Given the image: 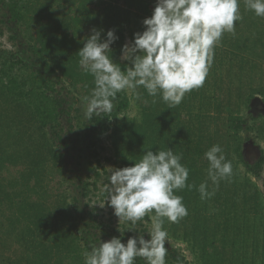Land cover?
I'll list each match as a JSON object with an SVG mask.
<instances>
[{
	"label": "trees",
	"instance_id": "trees-1",
	"mask_svg": "<svg viewBox=\"0 0 264 264\" xmlns=\"http://www.w3.org/2000/svg\"><path fill=\"white\" fill-rule=\"evenodd\" d=\"M138 7L137 0H0V40L6 33L16 48L0 49V264H85L84 253L99 242L150 239L154 212L135 225L122 221L110 234L90 203L97 199L111 208L99 187L109 183L103 161L113 157L120 169L147 150L167 149L182 155L194 187L174 191L188 215L178 223L165 218L163 225L167 239L184 244L193 260L166 241V264H264V150L257 142L264 143V121L252 112L258 103L264 106V87L254 85L264 66V18L240 0L243 19L215 46L203 86L179 105L140 87L139 98L131 90L119 92L110 113L83 118L95 83L78 51L93 29L102 30L101 39L112 30L118 39L110 45L111 58L122 69L130 66L121 50L126 36L132 42L144 30ZM131 105L135 117L125 115ZM103 136L111 157L103 156ZM250 142L258 145L249 161L244 148ZM213 145L231 161L232 175L201 200L204 153ZM68 159L75 160L73 177L66 176V170L74 172L66 169ZM67 195L71 223L64 214ZM30 212L36 217L27 219ZM135 264L146 260L137 257Z\"/></svg>",
	"mask_w": 264,
	"mask_h": 264
},
{
	"label": "clouds",
	"instance_id": "clouds-1",
	"mask_svg": "<svg viewBox=\"0 0 264 264\" xmlns=\"http://www.w3.org/2000/svg\"><path fill=\"white\" fill-rule=\"evenodd\" d=\"M244 3L247 10L264 18V0ZM242 19L240 0H156L151 16L142 21L144 30L134 33L133 41L122 47L121 60L130 65L123 69L111 58L110 45L118 37L109 30L101 39L102 30L93 29L78 51L80 66L95 83L91 97L85 98V116L110 113L117 93L125 90L139 98L136 89L140 87L149 96L160 95L170 106L179 105L186 93L203 86L215 46L225 33L234 34ZM204 159L208 162L207 179L197 189L201 200L214 196L219 182L232 175L231 161L220 145L207 150ZM181 160L182 155L172 149L147 150L133 166L111 169L103 189L108 205L119 221L132 225L154 212L150 239L138 235L126 244L119 237L99 242L84 253L85 264H135L137 257L144 258L146 264H166L164 220L178 223L188 215L183 197L174 191L194 187L187 183L189 169Z\"/></svg>",
	"mask_w": 264,
	"mask_h": 264
},
{
	"label": "rangeland",
	"instance_id": "rangeland-1",
	"mask_svg": "<svg viewBox=\"0 0 264 264\" xmlns=\"http://www.w3.org/2000/svg\"><path fill=\"white\" fill-rule=\"evenodd\" d=\"M138 4H139V7H138V13L145 17V18H149L153 12V9H154V6H155V2L154 0H137ZM23 43V42H22ZM126 43H131L128 36H126V40H125V44ZM0 49L1 50H4V51H12L14 52L16 50L15 46L13 45L12 41H10L7 37V34L5 33L4 37L0 40ZM19 56L23 57L24 54L20 55ZM254 85L255 86H260V87H264V66L260 69V75L257 79H255V82H254ZM261 98L259 97V101ZM82 112L83 111H86V108L84 106H82L81 108ZM252 112H254V114L256 116H259L261 117L258 122H263L264 121V106L262 105V103H258V105H255V107H253V110ZM85 114V113H84ZM126 116L128 117H135L136 116V108L133 107L132 105L130 106L129 110L125 113ZM83 118H85V115H83ZM74 122V125L77 124V121H73ZM251 135H254V132L253 133H250ZM247 136L249 134H243V136ZM258 144H259V147H261L263 150H264V143L260 140H257ZM102 143L104 144V146L106 147V151L103 153V156H106V157H111L112 154H111V151L109 150V142L107 141V139L103 136L102 137ZM256 143V142H255ZM258 144H252L251 142L246 144L244 150H245V157L250 161L251 158L257 154V150H256V145ZM75 155H77V152H74ZM253 157V158H254ZM74 162L75 160L73 159H68L65 161V166H66V169H72L74 170V172L72 173H69L67 172L66 170V176H70V177H73L75 175V165H74ZM103 164L105 166V170H106V175L109 177V175L111 174V169H118V166L116 165L115 163V158L112 157V161L111 162H104L103 161ZM242 169V167H240V170ZM13 171V170H12ZM103 181V177L100 179V182L99 183H102ZM263 181H264V175H263ZM259 185V188L261 186L260 183H258ZM100 189H104V186H99ZM8 193V192H7ZM1 199H3L2 196H0ZM7 198H12L9 193L8 195H6ZM65 204H66V211L64 212V214H67L66 216L68 217V220L69 222L71 223L72 221H74V217L73 215L71 214L72 213V206H73V203H72V199L69 195H67L65 197ZM97 199H94L93 201H91L90 203V209L92 208H95L97 209L96 210V213H97V221H98V224L101 225V229H104L105 230V233H110L113 231L112 229H118L119 228V225L120 223H122V220L119 221L118 218H115V219H112L111 223L109 224L108 222V218L112 215H114V210L112 208H108L106 206L105 203H97L96 202ZM56 199L52 200V202H55ZM51 201L48 202V204L50 203ZM55 204H58V201L55 202ZM50 205V204H49ZM104 205V206H103ZM103 206V207H101ZM56 208V206H54ZM36 213H33V212H30L26 215L27 219H31L32 217L35 218L36 217ZM41 217H47L48 215V212L47 210L45 211H42L41 212ZM56 215V214H55ZM48 219V218H47ZM152 228V225H149V229L151 230ZM75 232V231H74ZM120 230H118L117 233H119ZM113 233L115 234V232L113 231ZM167 243H170L172 244L174 247H177L179 248L182 253L186 256V258L188 259V261H192V255L186 250V247L184 244H180V243H175L174 241H172L171 239H167L166 240ZM260 260L258 259L256 261V264H259Z\"/></svg>",
	"mask_w": 264,
	"mask_h": 264
}]
</instances>
